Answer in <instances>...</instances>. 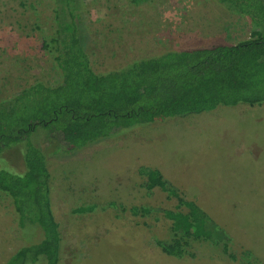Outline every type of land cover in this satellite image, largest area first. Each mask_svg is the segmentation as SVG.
<instances>
[{
	"label": "rangeland",
	"instance_id": "rangeland-1",
	"mask_svg": "<svg viewBox=\"0 0 264 264\" xmlns=\"http://www.w3.org/2000/svg\"><path fill=\"white\" fill-rule=\"evenodd\" d=\"M82 2V37L96 73L166 51L234 44L255 30L215 0ZM54 8V0H0V101L36 81L59 83L43 48L56 35ZM37 143L46 148L59 264H264V102L118 128L73 153ZM17 149L7 156L21 171ZM143 169L160 171L182 198L201 206L227 236V251L192 239L182 257L162 253L156 241L173 238L164 212L187 208L158 187L148 190ZM38 238L30 225L21 230L0 190V264Z\"/></svg>",
	"mask_w": 264,
	"mask_h": 264
},
{
	"label": "trees",
	"instance_id": "trees-1",
	"mask_svg": "<svg viewBox=\"0 0 264 264\" xmlns=\"http://www.w3.org/2000/svg\"><path fill=\"white\" fill-rule=\"evenodd\" d=\"M215 1L251 21L255 30L250 38L166 51L96 73L82 37V0H54L56 35L43 48L52 55L59 83L36 81L0 101V190L10 197L21 230L30 225L39 232L37 241L21 246L4 264H59L60 232L50 205L46 148L37 142L48 140L54 150L73 153L118 128L221 105L264 102V0ZM14 147L20 150L21 171L7 156ZM142 174L148 190L158 187L187 208L164 212L172 220L173 238L156 241L162 253L182 257L192 239L222 243L227 251V236L201 206L182 198L160 171L143 169Z\"/></svg>",
	"mask_w": 264,
	"mask_h": 264
}]
</instances>
